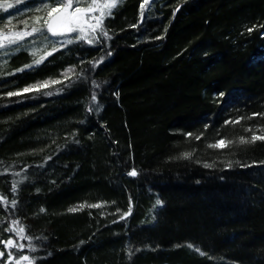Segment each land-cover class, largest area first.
Masks as SVG:
<instances>
[{"label":"trees","instance_id":"16d2710c","mask_svg":"<svg viewBox=\"0 0 264 264\" xmlns=\"http://www.w3.org/2000/svg\"><path fill=\"white\" fill-rule=\"evenodd\" d=\"M5 2L4 31L46 18ZM142 3L0 55V264H264V0Z\"/></svg>","mask_w":264,"mask_h":264},{"label":"snow or ice","instance_id":"6c2138e0","mask_svg":"<svg viewBox=\"0 0 264 264\" xmlns=\"http://www.w3.org/2000/svg\"><path fill=\"white\" fill-rule=\"evenodd\" d=\"M17 3H20L21 0H16ZM122 2V0H42L38 6H36V12H46V18L41 16L32 17L34 23L38 26H34L30 31L24 29L9 28L8 31L0 29V55H6L4 50L9 49L12 45H18L26 37L32 36L37 33L46 31L51 36H65L69 33H78L76 36L77 40H84L89 45H92L97 41L96 33L103 37H108V32L105 30V20L110 18L113 14V10ZM148 3V0H144V3L141 4V9L144 8L145 4ZM13 7L12 3H0V8L10 9ZM93 13H98V15H93ZM41 21L43 23L41 24ZM11 23V21H9ZM25 28L28 27L27 21H24ZM251 31V29H249ZM91 34V35H90ZM71 42V41H69ZM56 49L53 48L52 52H55ZM52 52H46L39 59L33 61L31 65H25V68H31L39 66L45 61L48 56L52 55ZM32 55H36L35 52ZM24 69H18L17 71H23ZM65 79H70L65 74ZM61 83L59 80L44 81L36 85L25 87L21 92H9V96L21 95L22 93H28L32 90L40 91L43 88H47L52 84ZM50 94V93H49ZM97 97L95 94L92 96V100L96 101ZM91 110V109H90ZM256 115V114H254ZM238 122V121H237ZM249 130V129H246ZM199 139V137H197ZM257 140H264V135H257L253 132L251 136V142ZM241 143H248L244 137L240 138ZM231 143L226 142L224 139H220L215 144L209 145L213 148H223L227 147V144ZM184 158L191 156V153H184ZM205 167H210V165H205ZM129 176H136L137 172L135 169L129 171ZM16 184L13 185V190L15 191ZM157 205H160L162 201L157 200ZM12 205L16 204L15 200L11 201ZM83 207V205H81ZM90 207H100V205H90ZM75 209H73L74 211ZM44 211V209H41ZM127 215V213L125 214ZM13 224L17 225L15 231L19 233H24L26 231L25 227L19 226L17 221H13ZM6 231H13L9 228ZM0 243H3L6 248H23V245H16L13 239L8 238L6 240H0ZM193 247L192 245H188ZM35 251V248L32 249ZM199 251V249H197ZM203 254V253H201ZM13 253H8V258H13ZM5 256V252L0 251V257ZM20 261H29L28 256L20 255L15 258V264H20Z\"/></svg>","mask_w":264,"mask_h":264},{"label":"rangeland","instance_id":"374dc122","mask_svg":"<svg viewBox=\"0 0 264 264\" xmlns=\"http://www.w3.org/2000/svg\"><path fill=\"white\" fill-rule=\"evenodd\" d=\"M93 15H98V13H93ZM99 32H97L96 34H98ZM78 35V33H69L65 36H59L61 38H57V40L59 42H62V41H65V40H68L70 38H75L76 39V36ZM91 35V34H90ZM1 258V257H0ZM9 261H12L11 259H7L6 263H9ZM26 261H20V264H25Z\"/></svg>","mask_w":264,"mask_h":264}]
</instances>
